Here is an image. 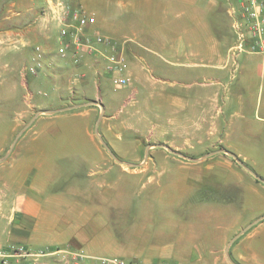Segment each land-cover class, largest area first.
<instances>
[{"label":"crops","instance_id":"1","mask_svg":"<svg viewBox=\"0 0 264 264\" xmlns=\"http://www.w3.org/2000/svg\"><path fill=\"white\" fill-rule=\"evenodd\" d=\"M52 1L0 0V89L1 85L19 84L30 91L33 98L37 86L47 81L52 85L48 93L57 96L55 103L44 106V110L54 112L45 117L38 116L32 124L34 136L19 140L15 156L7 164L0 165V251L5 253L19 246L33 252L75 249L72 245L80 242L79 228L93 225L85 223L87 220L81 217V213L102 212L108 213L109 217L111 212L117 211L113 208L116 201L113 197L117 196L122 201L123 190L128 189L125 185L126 188L115 190L105 180L98 181L97 187L102 189L99 194L104 195V202L109 205L106 206L105 202V208L92 209L90 204L81 207L68 198L69 194L75 192H67L57 186L54 183L56 174L53 172L52 175L47 170L45 153L53 145L61 126L55 121L86 115L57 113L56 109L71 102L81 103L85 98L103 101L100 84L104 80L109 82L102 68L104 60L96 62L90 56L76 65L70 54L63 59L57 54H50L59 48L57 27L48 12L45 16L39 13L41 7L50 5ZM66 1L72 10L80 9L95 17V24L88 30L109 37L120 47L127 64L126 74L129 77L132 75L138 85L150 84L153 90L151 83L160 79L145 74L144 67L179 69L174 71L176 77L184 75L181 77L192 79L189 82H178L185 83V89L171 95L168 103L176 121L184 124L183 137L195 140L197 147L206 145L205 127L214 108V99L209 101L204 91L203 79L212 77L216 83L222 84L215 99L220 111L215 123L222 125L221 133L217 129L214 131H218V145L229 149L245 165L261 163L264 166L263 161L253 160L238 150L236 138L239 126L235 117L237 108L242 105L239 95L242 88L238 86L237 93L235 88L229 90L222 82L228 72L231 73L233 84L235 80H238V84H256L264 80V51H245L235 59L228 54L234 41L228 7L234 0ZM37 46L43 57L39 72L32 75L29 68L36 63ZM98 48L104 49L102 46ZM56 57L63 60L62 63L55 62ZM232 67L235 69L233 74ZM80 71L85 74L80 80L73 79L76 86L74 96L68 91L69 87L61 85L69 72L76 74ZM135 93H139L138 87ZM72 97H76V100H70ZM103 109L107 111L108 106L105 104ZM93 112L95 109L86 113ZM179 113H182L181 117ZM195 122L199 123V130L191 128ZM91 126L90 121L85 120L65 128L68 133H79V139L84 141L82 145L79 144L80 147L89 148L96 156L100 154L99 157L106 158L103 162L111 170L117 169L118 165H113L112 157L105 147L91 135ZM178 127L174 130L180 132ZM99 131L122 162L147 165L135 173L140 181H143L144 172L154 170L156 164L173 163L174 171L180 175L178 182L181 185L177 194L179 197H189L190 203L186 211L188 219L183 223H175L173 235L168 239L162 238L148 247L142 237V227L127 225V228L134 229L139 239L129 241L125 248H120L116 255L109 257L151 262L170 259L177 261L173 264H264V185L260 181L257 182L250 173L237 167L235 162L224 155L211 154L188 160L180 156L175 158L150 154L144 159L138 152H129L122 146L112 145L110 126L103 123ZM152 148L160 150L161 147ZM149 165H152L151 169ZM262 167L256 170L249 168L264 180ZM120 172L128 174L124 169H120ZM157 174L160 176L161 172ZM154 181L147 180L148 183ZM86 185L87 193H93L94 190H90L94 188L93 183ZM206 193L218 197L230 193L234 202L243 197L244 212L248 216H242L241 210L233 207L232 200L227 201L228 205L204 200ZM97 199L94 198L93 203ZM83 219L84 223H81ZM107 219L115 220L111 217ZM121 244L124 245V242ZM79 250L90 255L82 248ZM39 262L65 264L59 254L41 258ZM10 264H32V261L13 259Z\"/></svg>","mask_w":264,"mask_h":264},{"label":"rangeland","instance_id":"2","mask_svg":"<svg viewBox=\"0 0 264 264\" xmlns=\"http://www.w3.org/2000/svg\"><path fill=\"white\" fill-rule=\"evenodd\" d=\"M58 49L52 50L50 54H57ZM54 61L62 63L63 60L56 57ZM176 70L179 69L144 67L143 71L145 74L160 78L158 81L151 83L154 86L153 90H151L150 84L138 85L132 75V77L130 76V88L115 89L110 81L104 80L100 84V94L103 101L101 99L85 98V101L81 103L73 104L70 101V104H65L56 109L57 113H85L86 115L84 117L79 116L77 119L65 118L55 121L61 125L59 126L60 131L53 145L47 148L48 150L45 153V159L48 162L47 170L52 175H54L53 172L56 174L54 183L67 192L71 190L75 192L73 195H68L70 200L76 201L81 207L90 204L92 209L97 207L105 208L109 205L106 201V203L104 202L102 197L104 195L99 194L102 189L97 187L98 181L105 180L115 190L128 188L123 190L122 201L117 196L113 197L116 200L113 203L115 204L113 208L117 211L111 212L109 217L115 219L114 221L107 219L109 218L107 217L108 213H81V217L87 220L85 223L93 225H90V227L85 225L79 228L80 242L72 245L75 249L82 248L95 257L114 256L120 248H125L129 241L139 239V235L136 236L133 232L134 229H130L131 227H142L143 240L150 247L153 242L162 238L168 239L173 235L175 223H183L188 219L186 211L189 209L190 203L189 197H179L180 195L177 194L179 191L178 187L181 185L178 182L180 175L174 171L173 167L175 165L173 163L156 164L154 170L151 169L152 165H149L151 170L144 172L143 181H140L138 180L139 176L135 173H138L142 167H146L145 163L127 164L122 162L117 153L103 140L112 154L105 149L112 157L113 165H118L116 166L117 169L113 168L111 170L109 165L103 162L106 158L99 157L100 154L96 156L91 153L89 148L79 146L84 141L79 139V133H68L65 127L69 126V124L84 122L85 120L90 121L92 125L90 133L93 138L100 142L98 137V135L101 137L99 128L104 123L111 127L113 135L112 145L122 146L129 152H138L137 154L144 157V159L150 154L177 158V155L170 153L163 147L160 150L152 148L153 146L163 145L177 153L193 158L207 157L211 154L224 155L235 162L237 167L239 166L229 155L216 152L222 149L231 152L224 146L218 145L217 142L219 140L217 133L218 131L221 133L222 125L215 123V119L220 113L219 104L216 103L215 99L217 91H220V86L223 85L216 83L212 77L203 79L204 91L207 92L209 101L214 99L212 102L214 108L211 112L212 114L208 117L205 127L207 131V146L197 147L195 140L190 141L183 137L185 133L184 124L176 121V117L170 112L169 97L175 93L183 92L185 89V83L178 82H189L192 80L187 77H181L184 75L176 77L177 75L174 74ZM234 70V67H232V74ZM84 74L85 72L83 71L76 74L69 72L65 76L64 84L61 86L69 87L68 91L73 94L76 89L73 79H76V81L77 79L80 80ZM237 75L235 72V76ZM232 79L231 73L228 72L222 82L225 83L229 90L235 88L237 93L238 86L242 88L239 94L242 105L237 108V116L235 117V122L239 126V134H237L236 138L238 150L253 160L264 162V80L256 84H238V80H235V84H233ZM170 81L177 83L173 84ZM51 86L47 81L44 85L37 86L36 95L31 98L32 94L30 91L23 88L22 85H1L0 165L7 164L8 161H11V157L15 156L19 140L30 139L34 136L32 124L36 122L35 120L38 116L45 117L46 114L41 113V111H46L44 106L52 105L57 101V96L52 95L50 92L48 93L49 90L51 91ZM136 87L139 88L138 94L135 93ZM76 97H72L73 99L70 100H76ZM93 101H98L103 106L106 104L108 106L107 111L96 104H92L91 102ZM91 109H95V112L87 114L86 112ZM178 115L181 117L182 113ZM177 126L180 128V132L174 130ZM191 128L199 130L200 125L195 122ZM95 129L98 130V135ZM216 129L218 130L217 133L214 132ZM17 136L18 138L14 143ZM12 145L13 148L8 153ZM134 145H137V147H134ZM235 157L239 159L237 156ZM262 165L259 163L258 165H253V167L248 163L246 166L257 169V167H262ZM239 168L242 167L239 166ZM120 169H124L128 174L120 172ZM93 171H95V174L90 175ZM158 172H161L160 176H158ZM140 176L142 175L140 174ZM147 180L155 181L148 183ZM256 181L258 182V180ZM91 182L94 188L90 190H94V192L90 194L87 193L86 188L88 185L86 184ZM126 182L127 184H125ZM206 195L203 199L209 202H219L228 205V202L232 200L233 207L239 208L242 216H248L244 212L243 197L241 199L237 198V201L234 202L230 193H223L219 197L213 193H206ZM94 198H98L96 203H93ZM92 217H94V220ZM84 219L81 223H84ZM118 219L119 221L122 220L119 222ZM127 225L131 227L127 228ZM123 242L124 245L121 244ZM145 261L151 262V260ZM167 262L173 264L177 261L170 259ZM179 264L183 263L180 262Z\"/></svg>","mask_w":264,"mask_h":264},{"label":"built area","instance_id":"3","mask_svg":"<svg viewBox=\"0 0 264 264\" xmlns=\"http://www.w3.org/2000/svg\"><path fill=\"white\" fill-rule=\"evenodd\" d=\"M45 1V0H43ZM51 1V0H47ZM236 2V3H235ZM50 3V2H49ZM49 13L57 27L61 59L71 55L74 64L79 65L85 57H93L96 62L104 60L103 71L115 89L129 88L131 79L126 74L127 64L120 47L109 37L97 31L88 30L95 24V17L80 9H71L66 0H53L50 5L41 7L40 16ZM232 19L231 28L234 41L228 50L232 59L245 51H264V0H234L228 7ZM98 46L104 47L99 49ZM36 63L29 68L32 75L41 68L43 57L40 47H35ZM61 255L65 264H172L167 260L145 262L125 260L121 257L91 256L79 249H56L33 252L22 246L10 252L0 251V264H10L13 259L31 260L32 264L40 263L39 259Z\"/></svg>","mask_w":264,"mask_h":264},{"label":"water","instance_id":"4","mask_svg":"<svg viewBox=\"0 0 264 264\" xmlns=\"http://www.w3.org/2000/svg\"><path fill=\"white\" fill-rule=\"evenodd\" d=\"M91 103H92V104H96V105L100 106L101 109H103V105H102L100 102H98V101H93V102H91ZM53 112H54V111H48V110H46V111H41V113H44V114H51V113H53ZM96 126H97V125H96ZM95 131H96V133L98 132L97 129H95ZM19 135H20V133H19ZM19 135H18V136H19ZM97 135H98V133H97ZM18 136L15 138L14 143L16 142ZM98 137H99V140H100L101 144H102V145L105 147V149L111 154L110 150H109L108 147L106 146V144H105V142L103 141V139H102L99 135H98ZM14 143H13V145H14ZM13 145L10 147V150H9L8 153H10V151L12 150ZM158 146L167 149V150H168L170 153H172V154H175V155H177V156H180V157L185 158V159H188V160H193L191 157H188V156H185V155H183V154L177 153V152L171 150L170 148H168L167 146H163V145H158ZM216 152H222V153H225V154L229 155L230 157H232V158L238 163L239 166H241V167H242L243 169H245L248 173H250V174H251L256 180H258V181H260V182H262V183L264 184V180H263L261 177H259L255 172H253L249 167H247L246 165H244L243 162H241L239 159H237L233 153H231V152H229V151H227V150H225V149H222V150H219V151H216ZM213 153H214V152H213ZM111 155H112V154H111ZM243 232H244V230H243L241 233H243ZM241 233H240V234H241Z\"/></svg>","mask_w":264,"mask_h":264}]
</instances>
